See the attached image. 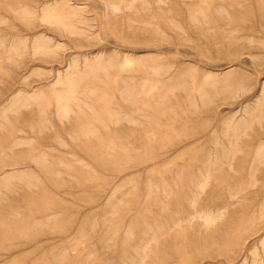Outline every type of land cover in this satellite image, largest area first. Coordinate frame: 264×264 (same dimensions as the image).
Segmentation results:
<instances>
[{"label": "rangeland", "instance_id": "374dc122", "mask_svg": "<svg viewBox=\"0 0 264 264\" xmlns=\"http://www.w3.org/2000/svg\"><path fill=\"white\" fill-rule=\"evenodd\" d=\"M244 262L264 0H0V264Z\"/></svg>", "mask_w": 264, "mask_h": 264}, {"label": "bare ground", "instance_id": "6f19581e", "mask_svg": "<svg viewBox=\"0 0 264 264\" xmlns=\"http://www.w3.org/2000/svg\"><path fill=\"white\" fill-rule=\"evenodd\" d=\"M254 258V257H253ZM247 261V260H246ZM245 263V262H244ZM246 264V263H245Z\"/></svg>", "mask_w": 264, "mask_h": 264}]
</instances>
